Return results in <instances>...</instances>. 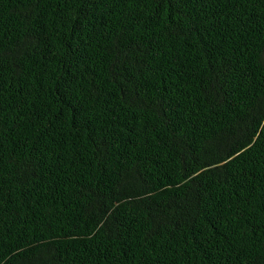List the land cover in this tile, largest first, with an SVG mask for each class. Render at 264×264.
I'll list each match as a JSON object with an SVG mask.
<instances>
[{"label":"trees","instance_id":"obj_1","mask_svg":"<svg viewBox=\"0 0 264 264\" xmlns=\"http://www.w3.org/2000/svg\"><path fill=\"white\" fill-rule=\"evenodd\" d=\"M0 264H264V0H0Z\"/></svg>","mask_w":264,"mask_h":264}]
</instances>
